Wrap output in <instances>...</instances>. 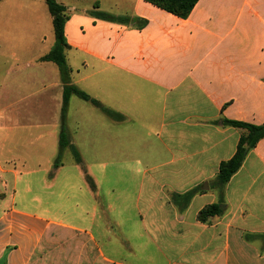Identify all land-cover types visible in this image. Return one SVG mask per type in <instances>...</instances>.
Segmentation results:
<instances>
[{"label": "crops", "instance_id": "crops-1", "mask_svg": "<svg viewBox=\"0 0 264 264\" xmlns=\"http://www.w3.org/2000/svg\"><path fill=\"white\" fill-rule=\"evenodd\" d=\"M91 1L81 9L57 1L70 16L66 63L71 83L117 116L72 95L62 118L60 72L43 62L51 83L25 91L20 102L34 98L38 112L55 104L49 124L34 125L41 131L32 136L50 152L48 189L59 184L62 157L71 153L77 181L65 175L63 201L78 203L72 220L63 212L64 222L38 212V198L30 199L35 211L21 209L22 171L0 164L1 174L14 177L12 185L0 176V193L13 191L0 198V264H33L55 231L63 252L76 248L77 264H264V138L226 185L224 213L198 217L219 202L211 184L244 133L224 122L264 125V0H199L186 19L145 0ZM14 87L28 86L19 80ZM62 126L69 146L60 153ZM197 187L202 192L180 211L172 194Z\"/></svg>", "mask_w": 264, "mask_h": 264}, {"label": "rangeland", "instance_id": "rangeland-1", "mask_svg": "<svg viewBox=\"0 0 264 264\" xmlns=\"http://www.w3.org/2000/svg\"><path fill=\"white\" fill-rule=\"evenodd\" d=\"M57 1L75 5L79 9L89 4L92 7L95 3L91 0ZM103 4L105 7H109L112 2L103 1ZM54 42L51 16L45 0H2L0 4V164L6 170L22 171L23 175L18 185L17 199V205L21 209L35 211L30 208V199L36 200L38 198L42 202L38 212L46 209L50 212L48 216L53 221L64 222L63 212L69 219L74 218L72 211H76L74 203L76 201L78 203V200L68 201L67 207H65L61 181L67 175L72 184H75L77 179L71 177L73 172L77 173L76 163L69 151L64 153L62 159L65 169L59 177V184L52 189L46 188L43 183V175L49 168L50 152L42 149L39 144L44 139L39 142L36 135L32 136L34 131H41V129H35L36 126L33 127L34 125L49 124L52 112L55 111V104H48L49 106L42 107L38 112L37 106L33 105L34 98L28 97L20 102L24 98L25 91L26 93H33L36 88L51 83L53 75L44 77L41 74V68H44L43 62L45 61H39L38 58L49 53ZM54 64L50 63L45 68L59 70L58 66ZM19 80H22L23 87L28 86L27 90H22V93L14 87L18 86ZM62 94L63 92L61 93V108L59 106L61 112L63 108ZM75 103L81 104L78 98L75 99ZM111 144L114 146L112 142ZM105 145L110 150V140H107ZM18 159H21L22 162L20 163ZM85 159L87 163H94L92 155L85 154ZM59 162L62 161L59 160ZM0 176L13 185V175L0 173ZM28 183L32 192H25ZM6 191L9 192L5 195L0 193V198L10 196L13 192L9 189ZM69 210L71 213H68ZM89 211L92 213L91 210ZM75 222L84 221L76 220ZM86 224H89V220ZM61 236V232L55 231L47 242L48 248L43 250L44 254L39 256L40 258H35L33 264H77L79 258L75 256L76 248L63 252L65 242Z\"/></svg>", "mask_w": 264, "mask_h": 264}, {"label": "trees", "instance_id": "trees-1", "mask_svg": "<svg viewBox=\"0 0 264 264\" xmlns=\"http://www.w3.org/2000/svg\"><path fill=\"white\" fill-rule=\"evenodd\" d=\"M150 4L171 13L179 18L186 19L191 14L195 5L199 0H145ZM48 10L52 16V25L55 42L48 54L40 58L41 61L53 62L55 63L60 71V75L63 83V108H62V118L66 112L67 104L69 98L75 95L85 101H90L93 105L101 108L109 116L116 117L117 114L105 109L100 105V103L92 98H90L85 92L80 90L78 87L71 83V70L66 63L65 50L69 47L65 37V24L69 20V14L67 8L59 4L56 0H45ZM103 19L114 21L116 18L108 15L101 14ZM118 21L122 23H128L130 20L128 18H117ZM226 125L233 126L235 128L244 131L242 134L235 154L232 158L227 161H223L219 166L218 174L211 184V189L217 190L219 192V202L215 204L208 205L204 207L199 212V220L201 222H207L209 218L214 216H220L224 213L225 200H224V189L230 179L240 170L242 167L247 154L249 151L255 147L257 142L264 138V125L255 126L241 122L225 121ZM60 153L63 149L69 146V142L66 137L65 128L62 126L61 136L59 140ZM75 160L77 163H81L79 154L74 151ZM60 156L55 163V167L58 166ZM202 192L200 187L194 188L185 194H172L171 200L178 207L180 211H184L191 199Z\"/></svg>", "mask_w": 264, "mask_h": 264}]
</instances>
